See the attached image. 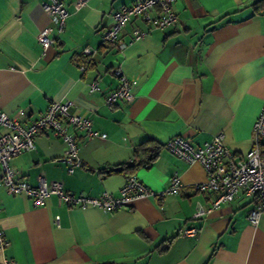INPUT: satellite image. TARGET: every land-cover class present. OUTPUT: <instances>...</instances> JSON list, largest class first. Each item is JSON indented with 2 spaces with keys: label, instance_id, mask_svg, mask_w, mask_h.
<instances>
[{
  "label": "crops",
  "instance_id": "1",
  "mask_svg": "<svg viewBox=\"0 0 264 264\" xmlns=\"http://www.w3.org/2000/svg\"><path fill=\"white\" fill-rule=\"evenodd\" d=\"M46 1L0 0V111L16 118L23 110L26 125L50 103L70 101L69 112L90 119L105 137L75 132L82 166L69 174L64 142L50 131L40 134L33 151L12 159L16 180L34 187L42 179L96 197L117 196L131 175L160 192L176 174L183 189L112 213L59 205L56 196L36 208L27 195L8 194L0 175V229L8 242L0 264H264V217L249 223L250 199L238 195L193 220L196 204L208 203L191 190L207 180L199 163L162 148L151 165L129 167L147 140L164 146L182 136L201 147L221 133L238 156L252 149V127L264 105L260 0H178L177 26L152 29L133 19L112 46L102 45L103 31L114 12L135 0H87L79 11L73 0H62L69 15L61 32L44 12ZM47 27L53 42L43 50L37 35ZM135 29L148 34L133 40ZM115 68L136 82L135 99L107 107L106 95L119 86ZM93 82L100 90L90 94ZM191 227L198 234L182 236Z\"/></svg>",
  "mask_w": 264,
  "mask_h": 264
},
{
  "label": "built area",
  "instance_id": "2",
  "mask_svg": "<svg viewBox=\"0 0 264 264\" xmlns=\"http://www.w3.org/2000/svg\"><path fill=\"white\" fill-rule=\"evenodd\" d=\"M178 0H135L131 5L122 7L111 15L112 23L103 31L102 45L116 44L124 27L133 19H139L149 28L165 30L177 26L179 19L173 11V4ZM87 4V0H73L74 11H79ZM44 12L49 17L53 26L59 32L63 30L64 23L69 13L62 0H47L43 4ZM51 28H44L37 35V40L43 50L49 48L52 40L48 37ZM148 33L135 29L133 40H140ZM123 48V45H120ZM85 56H91L88 48L83 50ZM85 67H81L84 71ZM114 76L119 80V86L108 92L105 98L107 107L114 106L117 102L131 104L134 99L133 89L135 81H130L120 68L113 70ZM97 83H90V94L99 91ZM70 101L52 102L47 110L37 119L24 125L22 119L24 111L19 110L18 116L12 118L9 114L0 111V175L5 190L10 195L25 194L32 200L34 207L45 205L50 196H56L59 205L69 208H93L105 213H112L128 207L133 201L141 198H163L175 195L183 189L180 178L174 174L169 185L160 192H154L144 185L136 176L131 175L125 179L118 195L104 191L99 196L74 195L65 192L59 183L47 184L42 179L37 186H31L25 181L16 180V171L11 166L15 157L31 152L35 149L36 136L50 131L55 137L60 138L65 146L63 162L67 172L72 174L82 166L79 158V146L75 132L83 131L86 138L102 137L104 134L92 130L91 120L73 115L69 112ZM253 147L245 156H238L224 144V136L219 133L201 147L192 146L182 136L174 137L164 144V148L172 155L186 163H199L206 172L207 180L204 183L191 187L195 193L205 194L208 203H197L192 216L193 220L205 219L213 210L224 203L232 202L236 196L242 195L253 203L248 213L249 223L255 226L261 217H264V105L252 127ZM59 226V218L54 220ZM199 229L191 227L182 232L184 237H194ZM8 246L4 232L0 229V251Z\"/></svg>",
  "mask_w": 264,
  "mask_h": 264
},
{
  "label": "trees",
  "instance_id": "3",
  "mask_svg": "<svg viewBox=\"0 0 264 264\" xmlns=\"http://www.w3.org/2000/svg\"><path fill=\"white\" fill-rule=\"evenodd\" d=\"M255 5L257 6L256 10L264 9V0H260ZM162 148H164L163 145H160L152 140H147L141 143L134 154V160L132 165H151L157 158Z\"/></svg>",
  "mask_w": 264,
  "mask_h": 264
},
{
  "label": "water",
  "instance_id": "4",
  "mask_svg": "<svg viewBox=\"0 0 264 264\" xmlns=\"http://www.w3.org/2000/svg\"><path fill=\"white\" fill-rule=\"evenodd\" d=\"M129 167H133V165H130ZM114 171H122V168H115Z\"/></svg>",
  "mask_w": 264,
  "mask_h": 264
}]
</instances>
